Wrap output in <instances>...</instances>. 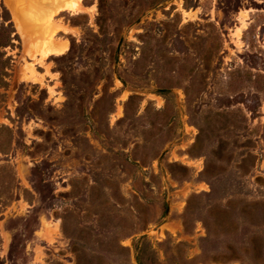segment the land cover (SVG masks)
Masks as SVG:
<instances>
[{
    "label": "rangeland",
    "instance_id": "obj_1",
    "mask_svg": "<svg viewBox=\"0 0 264 264\" xmlns=\"http://www.w3.org/2000/svg\"><path fill=\"white\" fill-rule=\"evenodd\" d=\"M57 1L0 0V264H264V0Z\"/></svg>",
    "mask_w": 264,
    "mask_h": 264
},
{
    "label": "bare ground",
    "instance_id": "obj_2",
    "mask_svg": "<svg viewBox=\"0 0 264 264\" xmlns=\"http://www.w3.org/2000/svg\"><path fill=\"white\" fill-rule=\"evenodd\" d=\"M44 1H51V0H44ZM53 2L51 3L52 6H55L57 4V0H52ZM80 1L82 0H74L70 3V5L68 6L67 9H71V10H75L78 9L80 6ZM8 4L11 7V10L13 11V15L16 16L17 22H18V28L20 30V33L25 36V29L23 28L22 24H21V19L20 16H23L27 21L29 20V16L28 14L30 13V7L23 9L21 4H19L18 2H11L8 1ZM43 12H41V17L36 18V25L34 28L38 29V30H45V26L43 24V22L45 21V17L43 15ZM30 21V20H29ZM41 23V25L39 26V24ZM64 27V26H63ZM35 29V30H36ZM47 31V30H46ZM55 31V29H54ZM51 38L49 39H41V40H37L36 42L33 43V49H35L36 51H39L41 48V50H46V54H62L65 50L66 47L62 46L60 47L59 45H56L54 43L51 42ZM65 53V52H64ZM29 67V66H28ZM31 67V66H30ZM33 73V72H32Z\"/></svg>",
    "mask_w": 264,
    "mask_h": 264
},
{
    "label": "crops",
    "instance_id": "obj_3",
    "mask_svg": "<svg viewBox=\"0 0 264 264\" xmlns=\"http://www.w3.org/2000/svg\"><path fill=\"white\" fill-rule=\"evenodd\" d=\"M72 1L74 0H61V2H59L62 7L61 9H67Z\"/></svg>",
    "mask_w": 264,
    "mask_h": 264
}]
</instances>
